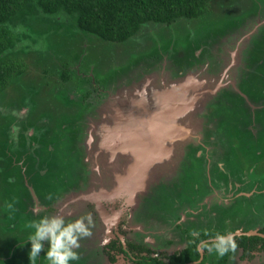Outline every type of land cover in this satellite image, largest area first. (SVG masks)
<instances>
[{
    "label": "rangeland",
    "instance_id": "374dc122",
    "mask_svg": "<svg viewBox=\"0 0 264 264\" xmlns=\"http://www.w3.org/2000/svg\"><path fill=\"white\" fill-rule=\"evenodd\" d=\"M38 15L32 16V23L18 27L25 37L17 52L24 57L27 66L0 98V125L3 124L9 131L14 130L18 113L22 115L27 109L29 112L25 114L30 118L35 115L36 118L41 116L49 119L42 124L48 132L40 133L48 138L50 134L64 129L63 122L59 123L62 115L59 111L55 114L53 108L63 110L65 104L72 103L70 96L77 97L75 94L81 90L80 87L96 85L107 93L105 97L101 94L97 99L98 93L94 94V98L83 107V111H87L82 115H79V107L71 106L75 113L72 120L79 115L77 123L79 120L80 134L91 132L94 140L85 137L82 139L87 142L84 146L82 142L78 144L81 137L74 140L79 148L75 151L81 158L80 163L85 166L77 179H82L88 173V181L85 186L84 180L76 181L80 188L77 186L73 194L64 197L66 202L59 204L56 213L66 218L90 214L93 220L92 235L81 242H88L92 250H100L101 245L109 241L113 229L123 233L124 227H129L131 234L135 230L143 232L142 237L146 242L147 239H158L156 233L171 240L170 243L156 240L157 245L149 243L151 250L171 253L182 248L185 242L178 241L179 234L174 223L163 225L153 217L149 220L152 224L148 225L150 214L139 212L137 207L144 197L147 199L154 194L156 198L163 188L168 192L171 188H192L193 182L194 186L198 184V188H206L203 198L198 201L199 207L205 205V210H200L195 204L177 209L180 222L189 221L195 228L201 225L216 226L222 217H219V208L216 207L230 206L233 200H239L237 207H242L238 211L241 217H226L225 223L229 225L226 229L240 228L238 224L245 225L240 211L250 213L252 209L259 210L256 203L262 196L260 189L264 188V135L255 146L248 133L240 144H236V131L232 130L231 124L227 127L228 115L219 106L216 108L213 98L215 94L221 95L222 99L226 96L234 97V94L240 95L247 112L246 118L244 115L247 129H242L246 132L249 130L253 137L263 133L264 126L252 114L264 107V100L256 90H243L240 83L242 79L248 80V83L254 80L257 82H251L249 87H264V57L261 59L259 50L257 53V48L262 46L264 55V0H209L202 16L178 18L170 24H144L123 42L106 41L80 32L74 28L70 18L65 16H42L39 12ZM246 27L251 28L249 34L254 30L259 33L247 34L244 37L248 38L241 41L240 37ZM188 49L190 52H187ZM46 67L48 70L44 72ZM66 68L69 72L68 81L61 80L59 75ZM145 86L148 88L144 89ZM121 88H126V92L122 93ZM18 89L25 100L10 105L9 99L14 98ZM136 89L140 93L144 89L145 93L142 94L147 103L145 107L153 106L145 115H138L135 111L140 98L129 94H135ZM146 93H150L153 98ZM175 101L183 106L176 105ZM29 103L30 106H27ZM94 107L108 112L113 120L107 125L99 123L98 118L90 121L87 117L94 114ZM98 109H95L97 117ZM200 114H204L203 132L206 140H202L203 134L195 126ZM153 115L154 118L149 119ZM83 117L84 123L81 122ZM133 118L139 121V124L136 123L139 131L127 135V125ZM121 119L125 127L120 126ZM96 122L100 126H96ZM140 125L152 127L154 137L144 132ZM159 125L163 127L161 132L166 130L167 135H159L155 131ZM230 130L232 140L228 139ZM135 134L137 139H134ZM127 138L130 141L127 142ZM11 140L9 134H0V214L11 212L14 218L23 207H16L21 204L15 201L12 204L9 198L14 194L13 188H24L27 181H22L24 171L20 166L16 172L9 173L10 160L12 164L20 163L13 148L22 146ZM94 143H98V147ZM132 143L134 146L130 145ZM61 149L62 146L57 147V152L62 153ZM158 150L162 152L157 154ZM151 153L154 154L153 162L144 169L136 185H130V174ZM253 164L254 170L248 172L247 168ZM33 167L28 166L25 170L28 175L24 174L33 177L30 184L38 197L37 188H40L43 180L39 173L43 170L37 172V167ZM94 168L99 170L96 172ZM50 169L56 170L57 177L59 167L54 165ZM236 188L244 189L236 192ZM165 201L168 200L165 198ZM167 204L169 206V202ZM33 206L30 204L29 212L34 213L35 217L41 215L40 209L45 208ZM262 212L264 214V209ZM56 213L43 210V215ZM32 218L24 215L19 222L25 219L30 222ZM9 223L2 224L0 220V256L3 258L5 251L9 256V262L0 260V264H14V261L16 264L19 261L18 251L21 262L30 263L27 252L19 250V242L13 245L7 243L9 237L2 230L5 226H12ZM129 232L127 236L130 238ZM41 251L44 253V249ZM92 254L95 256V253ZM99 255L100 264H112L103 252ZM43 259L38 257L37 264H45ZM113 264L133 263L119 258ZM229 264H264V253H257L252 260H248L242 259L237 252L232 254Z\"/></svg>",
    "mask_w": 264,
    "mask_h": 264
},
{
    "label": "trees",
    "instance_id": "16d2710c",
    "mask_svg": "<svg viewBox=\"0 0 264 264\" xmlns=\"http://www.w3.org/2000/svg\"><path fill=\"white\" fill-rule=\"evenodd\" d=\"M208 1L209 0H0V98L3 97V95L5 94L6 88L11 83L16 82L17 77L20 76L25 71L27 66L24 57H22L21 54L17 52V50L20 49L21 47V41L24 39L23 37H25L23 36V34L21 33L18 27L26 23H32V16L34 14L39 16L38 12L42 16H44L45 14L48 16L58 15V17L61 16L68 17L70 18L71 23H73L74 28L80 32L95 35L106 41L123 42L126 39H128L130 36L138 32L144 26V24L145 25L149 23L170 24L171 22H173L178 18L191 19L194 17L202 16L203 13L207 10ZM31 26L35 29L37 28L39 29V27L36 25H31ZM39 31L42 30L40 29ZM23 50L27 52L26 48H24ZM258 50L260 52L262 59V57H264V55L262 54L263 47L261 46L257 48V53ZM187 52H190V49H188ZM47 70L48 67L44 69V72H46ZM59 75L61 77V80H65V81L69 80L68 79L69 72L67 68L64 69V72L61 73L59 72ZM247 81L248 80L242 79L240 83L241 88L246 92H251L256 90L257 93L260 95V97H262L264 100V87L263 88L249 87L251 82H257V81L253 80L250 83H248ZM219 97H217V99L219 98L218 101L216 100L217 101L216 108L219 106V108H221L223 112L226 111V114L228 115L227 127H229V125L231 124L232 130L236 131V138H234L235 143L237 144L238 142L240 144V142L244 140L246 133L251 135L250 136L251 139L253 138L254 146L257 143H259L261 137L263 138L264 131L260 135L253 137V134L249 132V130H247L246 132L245 129H242L243 127H245V118L247 115L246 108L243 103V98L238 94L236 95L234 94V97L233 95L232 97L226 96L224 99L221 98V95ZM24 98L25 97L20 94V91L18 89V93L14 96V98L11 97L8 103L12 105V104H16V102L19 101L23 102ZM84 108H82V110L80 109L79 115H82L83 113L82 111ZM65 116H66L65 113L62 114V116L59 118V123L63 122L66 119ZM70 116L74 117L75 113L72 112ZM78 117L76 119H78ZM255 118L258 120V122L260 121V123L264 126V107L260 108V110L257 113H255ZM68 119L69 118H67V120ZM21 120L22 119H20V117L17 118L15 124L19 126V122ZM37 129L40 130L43 128L39 127L36 128V130ZM76 130L77 132L75 136L73 135H71L70 137L66 136L65 139H60V135H61L60 132H63V130L60 131L58 130L59 133L54 132V134H50V138L49 139L45 138L44 140L46 141L42 143V147L44 151L48 150V146H53L54 148L59 146H62V148L73 147L75 150H78L77 146L74 143V140L77 137L79 128ZM1 133H3V135L9 134L8 128L7 127L4 128L3 124L0 125V134ZM228 139L232 140L231 130ZM61 150L63 151V149ZM57 153L58 152L56 151L55 155L58 158L62 159L61 163L63 164V157L59 156ZM80 159H81L80 156L77 154V160L75 159V165L70 164L71 161L67 160L69 165L66 170L70 169L71 165L76 166L77 169L75 175L76 178H78L79 174L84 171V167L80 163ZM57 163H58L57 160L54 161V154L46 157L45 165L48 168L54 167V165L59 166L60 168L61 165L60 164L58 165ZM247 169L248 172L249 170H254V164L250 165L249 168ZM78 180L79 179H77V181ZM43 181L46 183L50 182L51 181L50 176L47 175V177L44 178ZM76 187L77 184L74 188ZM13 189H14V194L12 195V198L10 196L9 200L10 201L20 200L21 188L20 189L13 188ZM49 191L50 193H53L52 192L53 190L51 191V188L49 189ZM52 197H50L49 199H52ZM44 200L45 201L47 200V196L46 197L44 196ZM238 203H240L239 200L238 202L233 201L232 205L224 206L218 209L219 217L222 216L220 218L219 223L216 226H212L213 228H209V230L207 231L200 232L199 235L196 237H190L188 233L184 235L186 232L184 233L183 230H180L178 229L177 226L176 227L174 226L175 230L179 234L178 241L184 240L186 245L183 248L178 249L174 253L169 255L168 262L164 261L161 258H150V257L144 259V261L146 262V264H184L188 261H193L197 259L199 256V251L197 248L198 242L205 237L214 236L216 233H225L224 219L226 217L230 219H235L236 215L239 214L238 212L239 208L242 210V207L239 208L237 207ZM256 208H258V206H256ZM169 212L162 213L161 215L162 222H166V219H168L169 217L172 218V215L170 216ZM240 212L242 214L243 219L247 217L248 214L247 212L244 211H240ZM170 213H173V211ZM11 215H12L11 212L2 213L0 214V220L2 224L10 222L9 224L12 225V226H5L6 229L3 228L2 232H6L9 237L7 243L13 245L18 243V241H21L20 240L21 238L26 237L30 229L28 228L29 222H27V219L25 221L26 226L25 225L22 226L21 225L22 222H19L20 215L15 216L14 217L15 219L11 217ZM238 217L240 218L241 215H238ZM256 218H260V215H255L254 219ZM245 220H248V218H246ZM17 221L19 223H17L16 225L13 224V222H17ZM237 241H238L237 245H241V246L243 245L245 253L247 250L251 248L253 249L256 248L255 245L248 246V244H253V243L256 244V242H262V246L264 248V238L260 236L242 235L237 239ZM165 242L170 243L171 240L166 238ZM20 246L21 247L19 250H21L22 253L23 252L28 253L29 248H27V246H30L29 242H25L22 245L20 244ZM6 250H8V248H6ZM4 254H5L4 257H6L7 256L6 251ZM40 254H43V252L40 251ZM1 257L2 256H0V260ZM226 257L227 254L220 256L219 264H224ZM17 259L20 260L19 251L17 254Z\"/></svg>",
    "mask_w": 264,
    "mask_h": 264
},
{
    "label": "flooded vegetation",
    "instance_id": "af4514ba",
    "mask_svg": "<svg viewBox=\"0 0 264 264\" xmlns=\"http://www.w3.org/2000/svg\"><path fill=\"white\" fill-rule=\"evenodd\" d=\"M260 61V59H259ZM81 90L75 94L77 95V97H73L70 96L69 99L70 101L73 103H68L65 104V106L63 107V110L58 109V108H53V112L56 114V111L60 112V115L65 113V120L63 121V132H60V139H65L66 136H75L76 132L79 128L78 123H77V119L76 120H72L70 118H73L72 116H70V114L73 112L71 106L74 107H79L80 109H82L85 105H87L88 102H90L93 98H94V94H97V98H99L101 96V94L103 93L104 89H100L99 87H96V85H91L90 87L84 88V87H80ZM33 96V94H32ZM99 96V97H98ZM25 100V98L23 99V101ZM32 100V97H31ZM79 102V103H78ZM86 103V104H85ZM31 103L26 104L27 106H30ZM76 104V105H75ZM32 105H34L32 103ZM26 106V107H27ZM26 112L28 113L29 111L26 109ZM25 112V113H26ZM22 114L20 115L18 113V116L20 117V119H22L19 122V126L16 125L14 130H10L9 131V136L10 138H12V143L14 144H21V147H14L13 150L15 151L16 155H18L19 157V165L17 164H12L11 162L9 163L11 170L9 171V173H14L17 171V167L20 166V168H22V171H24V173H27L25 170L27 169L28 166H34L33 168L37 167V172L38 171H42L40 174V178H42L44 180V178L47 177V175L50 176L51 181L50 182H44L43 180L41 181L40 184V188L38 189V197L35 195L34 190L30 184V179L33 182V177H29L26 174L23 173V177H22V181L25 182V180L27 181V185H24V188H27L26 190H24V188L20 189V200H17L15 202H19L21 205H15L16 207H23V210L20 211V219L24 218V215H29L32 216V219H35L37 217L34 216V213H30V204H33L34 206L36 205L37 207H45L44 209H40V214L42 215L43 210L45 211H55V213L58 211V207L59 204H63L66 201H64V197H68V194H73L76 188H74L76 186V166L71 165V168L66 170L69 163L67 160H70L71 163L70 164H74L75 165V159L77 160V154L76 151L73 147H63V151L62 153L59 152L58 155L63 157V164L61 163L62 159L58 158L56 155L54 156V161H58V165L60 164V168L57 171L58 176H55V171L56 170H52L50 168H48L45 165V160L46 157L53 155L56 151H57V147L54 148L53 146H48V150L43 149L42 147V142L46 141L44 140L49 139L50 135L47 137H42L43 135H41L40 133H44V132H48L45 130V128L42 126L43 122L45 120L49 121V119H45L44 117H34L35 115H32L33 118H30V116L28 114ZM69 113V114H67ZM33 114V113H32ZM255 116V113L252 114ZM18 117V118H19ZM67 118H69L67 120ZM17 121V119H16ZM42 127L43 129H37ZM68 128V130H67ZM67 130V131H66ZM76 130V131H75ZM73 133V134H72ZM46 152V153H45ZM67 152V153H66ZM11 155V153L9 154ZM59 167V166H56ZM54 168V167H51ZM65 170H64V169ZM63 169V170H62ZM52 170V171H51ZM1 173V172H0ZM132 177V176H131ZM25 178V179H24ZM12 179V178H11ZM39 183V182H38ZM129 183V182H128ZM133 184L136 185L135 182H133ZM182 186V183H181ZM29 187V188H28ZM198 184L197 186H194V182L192 183V188H171V191H165L164 188L161 189V191L159 192L158 196L155 195H150L147 197V199L144 197L143 202H141L137 209L139 212H143L146 214H150V218H148V225L152 222H149V220L151 221V219H153V217L155 218V220L158 222H162V218L161 215L163 212H169V215H172V218H168L166 219V222H162L163 225H169L174 223L175 227L177 226L178 229L183 230L184 233H188L190 235V237H196L199 235L200 232L202 231H207L209 230V228H213L212 226L210 227H204V226H198V227H194L192 225L189 224V221L182 223L179 221L180 219V214L178 213V210L180 208H185V206H191L192 204H195L197 206V208L199 207L198 205V201L201 200L204 196V194L206 193V188H198ZM51 188V191L53 193H50L49 189ZM56 190H54V189ZM262 188V186H261ZM73 189V190H72ZM155 189V188H154ZM169 189V188H166ZM237 191H243L244 188L240 189V188H236ZM72 190V191H71ZM203 190V192H201ZM69 191H71L69 193ZM260 191L262 192V196L260 198V200H258V202L256 203V206H258L259 210H254L252 209V211L250 213L247 214L248 220H245L246 218H244V220L242 219V221L244 222L245 225L243 224H238L240 226V228H232L231 230L227 231V226L225 223V219H224V225H225V233H231L232 238L234 240L235 244V248L234 250L229 251L226 257V260L224 262V264H229L231 258H232V254H236L237 252L239 253V256L242 259H248V260H252L257 253H264V248L262 246V242H256L253 244H248V246L250 245H255V249L251 248L249 250L246 251V253L244 252V248L243 245H237V239L239 237H241L242 235L245 236H260L264 238V214L262 212V209H264V188L260 189ZM26 192V193H25ZM235 192V193H236ZM29 194V196H28ZM44 196H47V200H44ZM53 196V197H52ZM239 196V195H238ZM42 197V198H41ZM50 197H52V199H49ZM155 198V199H154ZM165 198L168 200L167 202L165 201ZM235 198V197H234ZM147 200V203L145 205V201ZM235 201V200H233ZM232 201V202H233ZM14 200H11V203L13 204ZM165 202V204H164ZM169 202V206L168 203ZM56 203H58L56 205ZM178 205V206H177ZM33 206V207H34ZM205 206V205H204ZM204 206L200 205V210H205V208H203ZM225 206V205H224ZM224 206H217L216 208H221ZM260 206V207H259ZM88 208V207H86ZM203 208V209H202ZM75 209V208H74ZM73 209V210H74ZM178 209V210H177ZM34 212H36V210H33ZM163 211V212H162ZM74 212V211H72ZM136 212V210H135ZM71 215V214H69ZM152 215V216H151ZM255 215H260V218H255ZM75 216V215H72ZM136 216V213H135ZM236 218L238 219L239 217L236 216ZM154 220V221H155ZM22 221V220H21ZM26 219L24 221H22L21 225H25ZM179 221V222H178ZM232 221V220H231ZM172 222V223H171ZM154 224V222H153ZM114 226L117 228V225L114 224ZM119 227V226H118ZM113 229V228H112ZM121 229V226H120ZM122 230V229H121ZM129 230H131L129 227H124L123 229V233H120L119 231L116 230H112L111 233V237L109 239V241H107L106 243H104L103 245H101L100 250L98 249H94L92 250V246L88 245V242H81V247L79 249H77V251L79 252V260L72 262V264H100L99 263V259L100 258V253L103 252L106 256L107 259L110 260V262L113 264L114 262H116L119 258L121 259H125L127 261H131L133 264H146V262L144 261V259H147L148 257L150 258H161L164 261L168 262V256L171 255L172 253H174L175 251L169 253L166 252L164 250H151L152 248L149 246V243L152 245V243L157 245V242H164L166 239L165 235L162 234H157L156 236L158 237V240L156 242V240L154 238H151L150 241L149 239H147V242L145 241V238L142 237L143 232L139 231V230H135L132 232V234L129 232ZM127 232V233H126ZM129 232L130 238L129 236H127ZM166 233V232H164ZM182 233V232H181ZM124 234V236H123ZM150 236V235H149ZM129 239H128V238ZM163 237V238H162ZM212 236L209 237H205L201 240H207L209 238H211ZM150 238V237H149ZM200 240V241H201ZM45 243V242H44ZM87 245V246H86ZM186 245V243L182 246V248ZM198 251H199V256L197 259L193 260V261H188L184 264H219L220 260L219 257L214 251L213 252H209L206 248H201L199 247V242L197 245ZM91 249V250H90ZM181 249V248H180ZM95 253V256H93ZM44 254V253H43ZM43 254H40L41 257H44ZM155 254V255H152ZM9 256L3 257L1 258V260H6L7 262H9ZM96 257V258H94ZM44 263L47 264L46 259L44 258ZM208 260H210L208 262ZM15 264V261H14ZM16 264H24L23 262H21V260H19L18 262H16ZM26 264H30V263H26Z\"/></svg>",
    "mask_w": 264,
    "mask_h": 264
},
{
    "label": "clouds",
    "instance_id": "9594fccd",
    "mask_svg": "<svg viewBox=\"0 0 264 264\" xmlns=\"http://www.w3.org/2000/svg\"><path fill=\"white\" fill-rule=\"evenodd\" d=\"M92 227L93 220L88 213L75 218H66L59 213L39 215L29 222L30 231L18 242L21 245L30 243L27 253L30 264H37L41 249H44L47 264H72L79 260L77 249L84 238L92 235ZM199 247L223 256L234 250L235 243L231 233H216L207 240L199 241Z\"/></svg>",
    "mask_w": 264,
    "mask_h": 264
},
{
    "label": "water",
    "instance_id": "95a60500",
    "mask_svg": "<svg viewBox=\"0 0 264 264\" xmlns=\"http://www.w3.org/2000/svg\"><path fill=\"white\" fill-rule=\"evenodd\" d=\"M259 26H262V25H260L259 24ZM257 28V27H256ZM250 27H246L245 29H244V31H243V33H242V35H241V37H240V39H241V41H244V39H247L248 37H244L245 35H252V34H254V33H259V32H257V30H254L252 33H250L249 34V32H250ZM247 35V36H248ZM147 84H149V85H151V83L150 82H147ZM146 88H148L147 86H145V88L144 89H146ZM144 89L142 90V92L140 93V92H138V89H136V91H135V94H132V93H130L129 92V94L131 95V96H135L136 98L137 97H139L140 98V100H138V102H137V104L135 105V111L137 112V114L139 115V114H142L143 113V115H145V114H147L149 111H151L152 109H153V106H149V107H145V105L147 104L146 103V101L145 100H143V96H144V94H142L143 92L145 93V91H144ZM239 90V89H238ZM121 92L123 93V92H126V88H121ZM106 92H104L103 91V93H102V95H104L103 97H105L106 96ZM147 94V96H151L152 98H153V96L152 95H150V93H146ZM101 95V96H102ZM100 96V97H101ZM217 97H219V95H217V94H215L214 95V98H213V100L215 101V104H216V106H217V101H218V99H217ZM96 99V98H95ZM217 100V101H216ZM176 102V101H175ZM176 105H181L180 104V102L178 103V102H176ZM181 106H183V105H181ZM106 107V106H105ZM165 109L167 108V107H164ZM95 109L97 110L98 108L97 107H94V114H90V116H88L87 118H90V121H94V120H96V118H98L99 119V123H101L102 122V125H107V124H109L112 120H113V117L112 116H110V115H108L107 113L108 112H103V111H99V109H98V111H99V116L97 117L96 115H95ZM104 109V108H103ZM87 111V110H86ZM86 111H83V113L84 112H86ZM133 112H134V108H133ZM82 113V114H83ZM204 115V114H203ZM203 115L202 114H200L199 115V117H198V119H197V123L195 124V126H196V129H197V131L198 132H200L201 134H203L202 135V140L204 139V140H206V137H204V129H205V122H204V118H203ZM154 116L155 115H153V116H151V117H149V119L151 118H154ZM80 118H81V116H80ZM79 118V119H80ZM81 122H85L84 121V117H83V119H82V121ZM119 122H120V126H122V127H125V126H123V121H122V119L121 120H119ZM78 123H79V120H78ZM97 123V124H96ZM95 123V125L96 126H100L99 125V123L98 122H96ZM136 123H138L139 124V121H137L135 118H133L132 120H130L129 121V124L127 125V128L126 129H128L127 130V135H132L133 134V131H139V128L136 126ZM153 126V125H152ZM139 127H141L142 129H143V131L144 132H146L150 137H154V135H153V129H152V127L150 128V126H148V125H146V126H142V125H140ZM162 128L163 127H161L160 125H159V127L157 128H155V131H158V133H159V135L160 134H163L164 136L165 135H167V132H166V130H164L163 132H161L162 131ZM81 129V128H80ZM80 130L78 131V133H77V137L76 138H80L81 137V139H79V141H78V144L80 143V142H82V145L84 146V144L85 143H87V142H85V141H83L82 139H84L85 137H91V141H93L94 140V136H92V133L91 132H88L87 131V135H86V133H81L80 134ZM122 135H124V133H122ZM142 137V136H141ZM134 139H137V134H135L134 135ZM82 140V141H81ZM88 140V139H87ZM127 142L128 141H130V139L129 138H127V140H126ZM125 140L123 141V142H126ZM76 143H77V141H76ZM86 145V144H85ZM94 145H96V147H98V143H94ZM131 146H134V144L132 143V144H130ZM154 145V144H153ZM201 146H203V145H201ZM95 147V148H96ZM79 149V148H78ZM133 149V148H132ZM209 149V148H208ZM100 152V150L98 151V153ZM160 152H162V150H158V152H157V154H159ZM100 155H101V153H100ZM160 157H161V155H159ZM101 157H103L102 155H101ZM149 157V156H148ZM147 157V158H148ZM147 158L145 159V160H143V161H141L139 164H137V166L135 167V170H134V172L133 173H131L130 174V176L129 177H131L132 175H135V176H137V177H135V179L137 178H139L140 176H141V174L144 172V171H142V173H140V168H141V164L142 163H144L146 160H147ZM152 159H153V157H152ZM152 159H151V161H152ZM150 161V162H151ZM166 161V160H165ZM153 162V161H152ZM151 162V163H152ZM83 164V163H82ZM83 167H85L84 166V164H83ZM147 168H148V166H146ZM145 166H143V169H145L146 168ZM142 169V170H143ZM94 170L97 172V170H99V169H95L94 168ZM85 171H86V169H85ZM87 172V171H86ZM87 177H88V173L87 174H84L83 176H82V179H79V180H84V186H85V184L87 183ZM131 179V178H130ZM131 182H130V185H132L133 184V180H130ZM134 185V184H133ZM78 186V185H77ZM77 188V187H76ZM78 188H80V186H78ZM100 197V196H99ZM85 198V197H84ZM76 216V215H75Z\"/></svg>",
    "mask_w": 264,
    "mask_h": 264
},
{
    "label": "bare ground",
    "instance_id": "6f19581e",
    "mask_svg": "<svg viewBox=\"0 0 264 264\" xmlns=\"http://www.w3.org/2000/svg\"><path fill=\"white\" fill-rule=\"evenodd\" d=\"M152 157H154V154H150L149 155V157L147 158V160L144 162V163H142L140 166H141V168H140V173H142V171H144V169H143V166H147L149 163H150V161H151V159H152ZM143 169V170H142ZM138 176V175H137ZM137 176H135V175H132V177H131V180H133L135 183H137V178L135 179V177H137ZM138 179H140V178H138Z\"/></svg>",
    "mask_w": 264,
    "mask_h": 264
}]
</instances>
